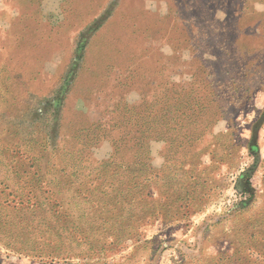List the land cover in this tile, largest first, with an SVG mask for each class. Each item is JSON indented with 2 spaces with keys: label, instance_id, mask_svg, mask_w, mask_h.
I'll return each mask as SVG.
<instances>
[{
  "label": "rangeland",
  "instance_id": "obj_1",
  "mask_svg": "<svg viewBox=\"0 0 264 264\" xmlns=\"http://www.w3.org/2000/svg\"><path fill=\"white\" fill-rule=\"evenodd\" d=\"M263 94L264 0H0V264H264Z\"/></svg>",
  "mask_w": 264,
  "mask_h": 264
},
{
  "label": "trees",
  "instance_id": "obj_2",
  "mask_svg": "<svg viewBox=\"0 0 264 264\" xmlns=\"http://www.w3.org/2000/svg\"><path fill=\"white\" fill-rule=\"evenodd\" d=\"M142 8H143V10H144V14H145V18H144V21L143 22H146V23H144V24H141V26H142V28H139V26L137 27V29H138V33H137V35H136V37H133L132 36V44H134V46L135 45H137L138 43H139V41H141L142 42V40H143V37L142 38H140V37H138L142 32L144 33L145 31L147 32V30H149L150 28H151V25H157L161 30H163V27H164V24H163V17H159V18H156L155 17V15H150L151 14V12L147 9V8H145L144 6H142ZM117 9H114V11H116ZM111 11H112V9H111ZM113 11V12H114ZM112 12V13H113ZM110 13V12H109ZM112 13L109 15V17H111L112 16ZM149 16H150V18H149ZM94 20V22H98L97 23V25L94 27V29H93V32H94V36L95 35H98V33H103V32H106L107 31V29L109 28V24H110V19H108V16L107 17H105L104 19H100V21L98 20V19H93ZM109 20V21H108ZM133 22V24H132V26H135V23L136 24H139V23H137L136 21H132ZM165 25L167 26V24L165 23ZM191 29H192V27L191 26H189V27H187V30H185V29H182L181 30V32H180V37H177L176 35H174L173 34V36H174V40H173V36H172V39H170L169 41H170V43L169 44H171L172 46H173V48H183V47H185L186 46V48H196L197 50H198V52H200L199 50L201 49V48H203V46H202V43H201V39L200 38H198V37H196L195 35H192L191 34ZM196 29H197V32L198 33H201L202 34V31H203V28H202V26L201 25H199L198 27H196ZM133 32V31H132ZM202 36V35H201ZM144 37H145V35H144ZM50 38H52V37H49V39ZM140 39V40H138L137 41V39ZM170 38V36H166V40L167 39H169ZM142 39V40H141ZM48 41V38H45L44 39V42H42L41 43V45H40V47L41 48H44V49H42V52L41 51H39V50H37V52H33L32 53V57H37L38 55H41L42 57H41V59H43V58H47V56H48V54H49V52L50 51H48V49H47V41ZM55 41L56 42H58L59 41V39H55ZM115 41H118V40H115ZM85 45L86 44H84V45H82L81 47H80V49H84L85 48ZM134 46H131L130 48H128L129 47V45H126V47H127V52H130V51H132V50H134L133 51V53H132V56L134 55V56H136V57H139L140 56V54H139V48H142L141 47V44H140V46H137V47H134ZM205 46V45H204ZM33 47V46H32ZM149 49V48H148ZM129 50V51H128ZM152 51L151 50H147V53L146 54H142L141 56H140V58H145V63H147L149 60H153V61H155V56L156 55H152V53H151ZM36 54H37V56H36ZM144 55V56H143ZM152 55V56H151ZM80 56H82V55H79V58H80ZM143 56V57H142ZM134 59V61H135V63H137V60L138 59H136V58H133ZM119 60H121V59H119ZM106 61H109V60H106ZM112 61V60H111ZM122 61L123 60H121V62L119 61V64L120 63H122ZM113 62V61H112ZM116 62V61H115ZM114 63V62H113ZM116 67V66H115ZM115 67H113V68H115ZM133 69H135V68H133ZM127 73H131V72H127ZM121 74H123V72L121 73ZM16 80H18V79H16ZM49 92H53V88L49 91ZM45 97L44 96H36L35 98H33L34 100L36 99H38V100H43ZM131 111H132V114H136L138 111H137V109L136 108H132L131 109ZM111 116L109 115V119H108V121H111V118H110ZM97 121H103L102 119H97ZM100 126H101V129L103 128V129H105V128H107L106 130H103L102 131V135L104 136V139H106V140H108L111 144H113V145H118L119 143H121L122 141H123V139L121 138V137H119V136H113L111 133H112V131H113V129L114 128H116L117 126H118V124L117 123H107L106 125L105 124H100ZM99 126V124L98 123H95V124H92L91 125V130H94V131H97L96 133H98V128L100 127ZM138 125H137V123H136V121L135 122H133V124H132V127H134V131H135V133H136V131H137V129H136V127H137ZM131 142V145H130V147H136L137 146V144L138 143H142V141H141V138L140 137H133L131 140H130ZM127 142V141H126Z\"/></svg>",
  "mask_w": 264,
  "mask_h": 264
},
{
  "label": "crops",
  "instance_id": "obj_3",
  "mask_svg": "<svg viewBox=\"0 0 264 264\" xmlns=\"http://www.w3.org/2000/svg\"><path fill=\"white\" fill-rule=\"evenodd\" d=\"M263 97H264V94H263Z\"/></svg>",
  "mask_w": 264,
  "mask_h": 264
}]
</instances>
